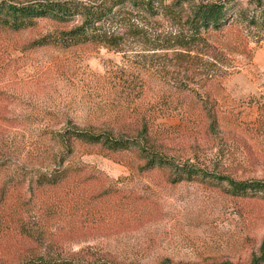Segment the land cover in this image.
Here are the masks:
<instances>
[{
    "label": "rangeland",
    "instance_id": "rangeland-1",
    "mask_svg": "<svg viewBox=\"0 0 264 264\" xmlns=\"http://www.w3.org/2000/svg\"><path fill=\"white\" fill-rule=\"evenodd\" d=\"M176 3L114 27L123 38L114 49L40 47L61 28L48 20L21 32L0 26V163L13 167L0 171V190L17 200L15 227L0 220V264L80 250L115 264H251L264 256V192L239 195L230 186L264 185V32L233 23L190 43ZM144 122L182 179L167 167L140 170L135 152L83 146L68 160L95 168L94 178L38 189L51 132L130 133ZM80 198L87 203L75 205ZM24 226L36 240L19 235Z\"/></svg>",
    "mask_w": 264,
    "mask_h": 264
},
{
    "label": "trees",
    "instance_id": "trees-1",
    "mask_svg": "<svg viewBox=\"0 0 264 264\" xmlns=\"http://www.w3.org/2000/svg\"><path fill=\"white\" fill-rule=\"evenodd\" d=\"M169 0H31L24 2L0 1V26L15 32H21L37 26L40 20H48L61 26L54 33L47 34L37 41L40 47H56L71 49L79 46H96L118 48L123 38L114 32V27H122L132 14H141L148 18H155L162 13H170ZM181 16L190 33V43L200 40L203 34L219 32L233 23H243L249 28L264 32V0H250L246 5L243 0H202L191 2L187 7L184 0H176ZM249 5V6H247ZM78 22L77 25L72 26ZM212 98V97H211ZM201 100H203L201 98ZM206 103V102H205ZM208 117L213 124H217V103L209 100ZM150 126V125H149ZM144 122L141 130L124 133L115 129L99 130L95 128L66 127L60 132H51L48 143L39 162L41 169L45 167L47 173H42V180L38 182V189L52 190L58 187H69V179L87 177L94 178L98 171L84 163L68 160L79 147H97L108 152H135L144 160L140 167L142 171H154L159 168H169L178 175L180 169L173 160L164 158L157 153V145L150 138V127ZM0 163V171L12 170V166L4 167ZM35 162L33 167H38ZM191 171H199L190 165ZM188 167V166H186ZM19 169V165L14 167ZM13 171V170H12ZM234 192L244 195L249 192H264V185L254 182L230 181ZM79 188V186H78ZM6 189L0 190V220L9 223V229L15 227L16 206L15 192L6 198ZM13 197V200L10 197ZM98 197V196H97ZM79 197H73V199ZM77 200H74L76 202ZM87 203L80 198L79 203ZM10 205V206H9ZM12 220V221H11ZM19 235L26 239H35V233L25 226L19 230ZM39 242V240H37ZM86 250H80L67 257L56 256L49 252H40L22 260L19 264H115L105 258H94ZM162 264H173L165 260ZM251 264H264V256L256 258Z\"/></svg>",
    "mask_w": 264,
    "mask_h": 264
}]
</instances>
